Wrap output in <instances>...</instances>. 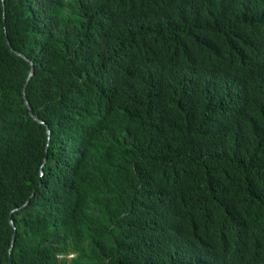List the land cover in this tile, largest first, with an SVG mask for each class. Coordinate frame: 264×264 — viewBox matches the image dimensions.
I'll return each mask as SVG.
<instances>
[{
  "label": "trees",
  "instance_id": "obj_1",
  "mask_svg": "<svg viewBox=\"0 0 264 264\" xmlns=\"http://www.w3.org/2000/svg\"><path fill=\"white\" fill-rule=\"evenodd\" d=\"M0 264H264V0H0Z\"/></svg>",
  "mask_w": 264,
  "mask_h": 264
},
{
  "label": "water",
  "instance_id": "obj_2",
  "mask_svg": "<svg viewBox=\"0 0 264 264\" xmlns=\"http://www.w3.org/2000/svg\"><path fill=\"white\" fill-rule=\"evenodd\" d=\"M6 41H7V39H6ZM8 42V41H7ZM10 48H11V46H10ZM14 50V52H16L17 54H19L20 56H22V57H24V58H26V59H28V57L27 56H25L23 53H21L20 51H18V50H16V49H13ZM29 60V63H30V66H29V68H28V70H27V72H26V75H25V78H24V82H25V80L27 79V77L29 76V74L31 73V71H32V63H31V60L30 59H28ZM24 82H23V84H22V86H21V94H22V97H23V101H24V103L26 104V106H27V112H28V114L31 116V117H33V118H35V119H37V120H39V121H41L42 119L41 118H39V117H37L31 110H30V107H29V105H28V101H27V99H26V97H25V95H24ZM45 130H46V132H48V127L45 125ZM42 158H44V156L42 157ZM40 171V170H39ZM24 202V201H23ZM22 202V203H23ZM21 203V204H22ZM13 207H16V206H13ZM8 221L11 223V224H13V222H12V219L9 217L8 218ZM11 238H12V235H11Z\"/></svg>",
  "mask_w": 264,
  "mask_h": 264
}]
</instances>
